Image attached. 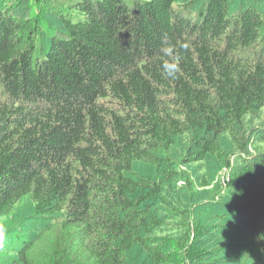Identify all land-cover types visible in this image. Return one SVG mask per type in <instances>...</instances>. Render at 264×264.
I'll return each instance as SVG.
<instances>
[{"label":"trees","instance_id":"16d2710c","mask_svg":"<svg viewBox=\"0 0 264 264\" xmlns=\"http://www.w3.org/2000/svg\"><path fill=\"white\" fill-rule=\"evenodd\" d=\"M263 112L264 0H0V264L264 259Z\"/></svg>","mask_w":264,"mask_h":264},{"label":"rangeland","instance_id":"374dc122","mask_svg":"<svg viewBox=\"0 0 264 264\" xmlns=\"http://www.w3.org/2000/svg\"><path fill=\"white\" fill-rule=\"evenodd\" d=\"M247 1L249 0H232V4H235V7H238L240 3ZM249 117L250 115H248V118ZM263 121L258 118L255 120V124L257 127L261 128L264 123ZM262 145H264V142ZM203 220L207 225L208 233L206 234L205 239L209 244V247L216 246V244L220 242L218 236L222 234V232H226V230L228 232L226 234V238L230 239L233 242V245H231L230 252L219 249L216 252V254L218 253L217 256L215 254L210 256V258L206 259L202 264H209L215 257H218V264H264V259L262 254L259 252V248L257 247L254 238H251L247 233L236 227L235 224H230L227 221H221L218 218L209 216L208 214L204 215ZM217 225L219 228H215ZM215 261L216 260H214V262Z\"/></svg>","mask_w":264,"mask_h":264},{"label":"clouds","instance_id":"9594fccd","mask_svg":"<svg viewBox=\"0 0 264 264\" xmlns=\"http://www.w3.org/2000/svg\"><path fill=\"white\" fill-rule=\"evenodd\" d=\"M161 43L162 45H166L161 48L162 55L171 58L162 63L163 74L169 79H175L181 71V67L178 62L179 55H174V46L171 45L170 40L167 36L161 37ZM184 47L187 48L188 46L184 45ZM7 233L8 228L6 227V225L0 223V248H3L4 246Z\"/></svg>","mask_w":264,"mask_h":264}]
</instances>
